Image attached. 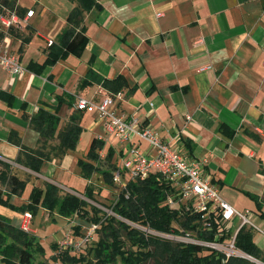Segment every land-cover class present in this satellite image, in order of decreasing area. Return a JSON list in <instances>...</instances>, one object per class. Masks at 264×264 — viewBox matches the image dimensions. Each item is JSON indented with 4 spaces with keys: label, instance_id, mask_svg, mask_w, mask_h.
<instances>
[{
    "label": "crops",
    "instance_id": "0c3cea01",
    "mask_svg": "<svg viewBox=\"0 0 264 264\" xmlns=\"http://www.w3.org/2000/svg\"><path fill=\"white\" fill-rule=\"evenodd\" d=\"M96 1L102 8L85 14L88 43L82 55L70 53L40 74L29 65L45 62L77 2L18 0L25 10L21 17L29 10L34 14L10 28L0 24V43L6 42L24 66L14 76L0 64V175L26 180L23 170L53 181L16 161L21 145L40 144L31 116L40 108L53 111L59 96L69 94L75 101L60 111L65 122L78 97L101 102L113 93L95 81L80 86L90 68L109 79L121 75L127 86L116 110L138 115L186 159L204 162L220 195L259 220L253 221L263 232L254 240L264 253V0ZM81 113V125L93 114V138L104 134L97 111ZM109 143L121 157L139 141L119 150ZM3 212L11 221L17 218ZM22 217L12 223L20 227Z\"/></svg>",
    "mask_w": 264,
    "mask_h": 264
},
{
    "label": "trees",
    "instance_id": "16d2710c",
    "mask_svg": "<svg viewBox=\"0 0 264 264\" xmlns=\"http://www.w3.org/2000/svg\"><path fill=\"white\" fill-rule=\"evenodd\" d=\"M74 1L77 4L68 14L67 23L58 35L57 42L49 48L47 59L41 65L31 63L28 67L31 71L40 74L47 65L55 64L70 53L82 55L88 43L83 25L85 14L94 7L101 10L102 5L96 0ZM11 11L17 12L20 16L25 13L18 0H0V18ZM93 81L101 83L113 93L121 92L127 86L123 76L109 79L92 68L87 71L80 86L86 87ZM67 97L68 99L63 95L59 96L58 104L54 106L53 111L40 108L31 116L30 125L40 134V144L36 148L22 146L20 138H16L15 135L10 137L14 143L21 145L17 162L39 172L45 161L63 157L69 150L75 148L83 130L81 125L83 114L73 111L64 126H61L60 111L64 103L71 107L75 101L74 96L68 94ZM104 147L105 141L94 137L90 144L88 159L79 160L85 178H91L95 173L101 159L99 151ZM113 157L114 149L110 146L106 155L108 169H105L104 176L108 183L114 184L110 174L116 166ZM3 175L4 173H1L0 176L3 177L2 183L5 184V188H0V200L9 204L12 195L22 193L26 180L15 173ZM159 176L160 174L155 172L144 180L128 182L126 189L120 192L118 200L112 206L116 215L106 217L98 231L97 240L86 249L87 252L80 251L81 255H79L77 252L61 251L54 243L53 246L57 249V261L61 258L64 264H147L153 259L158 264H258L237 256H231L224 261L223 252L195 243L175 242L159 235L146 233L134 226L138 224L160 233L174 235L195 231L200 238L207 241L226 242L233 235L232 226H229L231 221L223 220L218 212L211 216L212 229L203 230L199 213L187 210L185 204L178 208L171 207L168 196L175 194L176 190L171 183ZM127 193L129 197H126ZM84 195L88 199L98 201L93 196L92 189L87 190ZM89 204L88 200L76 193L61 194L57 184L47 181L45 188L37 187L33 190L30 202L21 209L29 210L34 215V209L41 205L49 212L56 210L65 217L77 214L88 221L101 220L105 213L100 215L103 210L94 205L92 207L95 212L88 217ZM76 227L77 230L80 229L79 226ZM236 246L264 262V254L255 243L252 227L244 225L240 228L236 235ZM0 252L8 264H34L36 255L43 254V247L30 232L22 230L13 224L11 219L0 215Z\"/></svg>",
    "mask_w": 264,
    "mask_h": 264
},
{
    "label": "built area",
    "instance_id": "2783aa9c",
    "mask_svg": "<svg viewBox=\"0 0 264 264\" xmlns=\"http://www.w3.org/2000/svg\"><path fill=\"white\" fill-rule=\"evenodd\" d=\"M33 14L34 10H29L24 17H21L17 12L11 11L2 15L0 22L10 28L15 24L26 23ZM0 64L14 76L24 71L18 54L14 53L6 42L0 43ZM121 96L122 92L106 94L101 102L78 97L75 103L76 109L80 112L97 111L99 113L104 134L97 138L104 140L105 144L110 137L115 138L123 146H130L136 140L139 141V143L132 145L126 154L119 157L120 160L111 173L113 182L117 187V195L113 205L118 200L120 192L126 189L130 180H144L151 173H159V177L171 183L176 190L175 194L168 196L169 205L178 208L185 204L187 210L199 213L203 230L212 229L210 219L215 212L221 214L225 221L239 220V225L226 242L204 240L195 231H186L181 235H175L181 236L180 242L195 243L223 252L225 254L224 261L231 256L258 261L259 259L236 246V235L244 225L263 232L252 220V212L250 210L242 212L236 209L220 195L217 185L205 175L204 162L186 159L178 149L172 147L170 141L162 138L156 128L145 123L138 115L118 112L116 105ZM140 142H145L148 148L143 149ZM99 155L102 159L106 157L107 153L105 154L102 148ZM126 197H129L128 193ZM112 206L109 210L102 205L101 209L105 212V214L103 213L104 217L99 221H88V224L81 226L79 233L76 234L73 230L67 231L64 238L58 242V249L70 252H80L86 249L95 239L106 217L116 215ZM32 219L33 213L26 210L20 228L26 232H31ZM148 230L155 235L162 236L164 234L149 227Z\"/></svg>",
    "mask_w": 264,
    "mask_h": 264
},
{
    "label": "rangeland",
    "instance_id": "374dc122",
    "mask_svg": "<svg viewBox=\"0 0 264 264\" xmlns=\"http://www.w3.org/2000/svg\"><path fill=\"white\" fill-rule=\"evenodd\" d=\"M92 120L93 114L90 113L88 114V117L85 119V121H83L82 123L83 130L74 149L69 150L68 153L61 158H58L53 161H45L40 169L43 175L52 177L54 182H50L56 183L60 187L61 194H66L67 192L77 193L83 199H86L84 193L87 190L92 189V194L98 201L86 199L90 203L87 206V210L89 211L88 217H91L95 212L92 207L93 205L99 208H102L101 206L103 205L109 210H111L110 207L113 205L115 197L117 195V187L115 186V184L108 183L105 180L104 171L105 169H108L106 157L100 159L97 164L96 171L91 178H85L82 174V169L79 165V160L82 158L88 159V152L90 148L91 139L94 135H96L92 130L93 126L90 125V122ZM65 122H62V127L64 126ZM107 141L108 142H106L105 147L103 148V152L105 154L107 153L108 148L110 147L109 142H114V145H116L117 150L121 148V144L115 138L110 137ZM145 146L147 147V144H145ZM146 147L145 149L148 148ZM113 159H119V155L116 154ZM19 173L23 178H26V185L22 193L19 195H12L14 197H11L9 204L4 203L0 200V207L3 209L2 211H0V215L8 217L6 216V214H4L5 212H3H7L8 210L11 215L17 217L14 219V221H12L13 223H17L19 221L18 217L21 216V214H24L25 211H23L21 208L22 206L28 205L29 201L31 200L33 190L37 187L45 188L47 182L40 177L29 176L23 170H20ZM111 173L112 171H110V174ZM252 209L254 211L257 210L254 206L252 207ZM103 213L105 212L100 213V215H102ZM253 220L257 224L259 223L257 217H255ZM86 224H88V220L77 214H74L71 217H65L56 210L52 212L44 210L41 205L34 209V218L32 224L30 225L32 231L30 233L32 234V236H35V240L39 242L43 247V254L38 253L36 255L34 264H42L41 262H45L44 264H64L61 258H59L57 261V249L53 246V244L56 243L59 246L58 242L64 238L67 231L73 230L77 234L80 232V229L77 230L76 226H79L81 228L82 225ZM238 225L239 220L237 219H234L233 221L229 222V226H232L233 231ZM134 226L140 228L146 233L149 232V234H152L148 230V227L138 224H134ZM175 226H177V224H175ZM259 234L260 232L256 230L254 231V238L256 240L258 239ZM162 237L171 239L175 242L181 240V236H175L172 234H163ZM96 240L97 235L92 241V243ZM92 243L90 245H92ZM86 249L82 251H85ZM85 252H87V250ZM77 253L81 255V253ZM0 264H8L6 260L3 259V255L1 252ZM147 264L158 263L152 259L149 260Z\"/></svg>",
    "mask_w": 264,
    "mask_h": 264
},
{
    "label": "water",
    "instance_id": "95a60500",
    "mask_svg": "<svg viewBox=\"0 0 264 264\" xmlns=\"http://www.w3.org/2000/svg\"><path fill=\"white\" fill-rule=\"evenodd\" d=\"M251 261H254V262H256V263H258V264H264L262 261H257V260H254V259H251Z\"/></svg>",
    "mask_w": 264,
    "mask_h": 264
},
{
    "label": "bare ground",
    "instance_id": "6f19581e",
    "mask_svg": "<svg viewBox=\"0 0 264 264\" xmlns=\"http://www.w3.org/2000/svg\"><path fill=\"white\" fill-rule=\"evenodd\" d=\"M259 261V260H258ZM260 262V261H259Z\"/></svg>",
    "mask_w": 264,
    "mask_h": 264
}]
</instances>
